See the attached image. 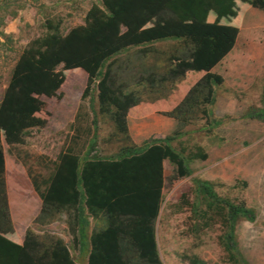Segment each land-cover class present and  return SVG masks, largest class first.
<instances>
[{
	"label": "trees",
	"instance_id": "16d2710c",
	"mask_svg": "<svg viewBox=\"0 0 264 264\" xmlns=\"http://www.w3.org/2000/svg\"><path fill=\"white\" fill-rule=\"evenodd\" d=\"M25 1L0 0V58L13 50L2 29ZM249 8L264 11V0H101L89 7L83 24L67 31L61 16L44 18V32L19 53L0 100V264H77L71 249L85 264H162L156 222L164 198V162L182 179L193 174L191 163L207 160L204 147L185 143L189 131L184 128L201 120V131L211 135L223 125L214 106L215 88L224 80L213 70L233 50ZM166 42L176 45L163 67L147 64L161 54L155 45ZM78 72L86 74V84L74 122L88 116L81 113L87 102L91 138L83 153L67 147L58 154L41 192L32 182L41 201L33 223L50 224L64 214L71 246L31 229L20 239L7 206L3 143L23 145L32 130L43 129L50 115L46 100H60L63 84ZM177 91L181 99L175 102L171 95ZM146 98L151 106H143ZM165 99L171 104L158 102ZM153 109L173 119L176 130L134 144L129 115ZM97 116L113 126L106 142L120 143L113 155L98 154ZM242 118L264 121V111L252 108ZM192 184L193 231L218 222L226 262L246 264L235 231L240 220L255 221L254 211L244 201L219 196L210 181L194 178ZM90 219L96 225L92 230ZM188 261L206 264L195 256Z\"/></svg>",
	"mask_w": 264,
	"mask_h": 264
},
{
	"label": "rangeland",
	"instance_id": "374dc122",
	"mask_svg": "<svg viewBox=\"0 0 264 264\" xmlns=\"http://www.w3.org/2000/svg\"><path fill=\"white\" fill-rule=\"evenodd\" d=\"M100 1H25L17 17L8 21L2 29L11 37L13 50L1 52L0 100L7 85L9 72L19 53L31 40L44 32L42 23L45 17L61 16L63 29L67 31L83 24L89 7ZM262 13L264 14V11ZM257 20L260 21L261 18ZM262 25V32L258 38L264 48L263 21ZM247 44L240 40L237 46L240 51L238 58L219 64L213 70L227 80V84L215 88L214 116L222 119L223 125L215 129L211 135L201 131L200 127L203 125L201 120L184 128L189 131V134L183 137L188 140L185 143L188 146L204 147L210 155L209 160L191 163L193 174L182 179L176 178L174 167L168 161L164 162V198L156 222V240L162 264H189L188 258L192 256L206 264H229L219 245V237L223 229L218 222L200 232L193 231L194 218L190 204L194 200L192 184L194 178L214 183L215 191L219 196L236 203L244 201L247 207L254 211L255 221L249 223L240 220L236 226L235 236L246 264H264V121L242 118V115L252 108L264 111L262 100L264 63L249 67L254 73L246 76L244 74L242 82L235 84L233 82L238 73L234 69L240 60L245 59ZM175 45L173 42L156 44L160 56L158 59L150 57L146 63L163 67L165 56L172 52ZM85 84L84 72L70 74L62 86V98L46 100L47 111L50 114L46 126L40 130H32L23 145L7 146L3 143L7 206L13 229L20 239H23L27 229H31L38 234H51L71 246L64 214L46 225L34 224L33 220L41 207L36 192L43 190V182L52 172V163L58 154L67 147L83 153L86 143L91 138L86 128L89 127L88 122L92 119V109L87 102L81 113L88 116L79 122H74ZM172 97H175V102L181 99L178 91L174 92ZM169 100L158 102L161 105L171 104ZM150 101V98H146L143 106L150 105ZM93 107L96 111L95 105ZM97 121L98 154L101 156L115 154L120 143L114 140L106 142L108 136L113 133L112 124L100 116H97ZM176 128L177 124L173 119L162 116L156 110L141 115L131 113L128 117L129 136L136 145L149 138L168 136ZM32 182L38 186L36 192ZM94 227H96L95 221L90 219V230ZM71 253L77 264H85V259L79 257L76 250L71 249Z\"/></svg>",
	"mask_w": 264,
	"mask_h": 264
},
{
	"label": "crops",
	"instance_id": "0c3cea01",
	"mask_svg": "<svg viewBox=\"0 0 264 264\" xmlns=\"http://www.w3.org/2000/svg\"><path fill=\"white\" fill-rule=\"evenodd\" d=\"M257 18H261V20L256 21ZM262 21L264 22V14L262 13L261 10L254 9V8H249L248 10H246V12L243 14L240 20L239 34L236 40V44L233 50L220 63L222 64V63H225L226 61H230L233 58L234 59L238 58V56L240 55V51H238L237 46L240 40L248 43L247 44L248 50L246 51V57L244 59L245 61L240 60V62L237 63L236 69H234L236 73L238 72L236 79L233 81L234 84L237 82H242L243 81L242 76L244 74H245L244 76H246L247 74L254 73V71L249 69V67L255 66V65L256 66L261 65L264 63L263 62L264 61V48L259 43L260 41L258 38V36L262 32L261 31V28L263 26ZM222 78L224 80L223 84H227L226 78H224L223 76ZM207 154H208L207 160H209L210 155L208 152Z\"/></svg>",
	"mask_w": 264,
	"mask_h": 264
}]
</instances>
